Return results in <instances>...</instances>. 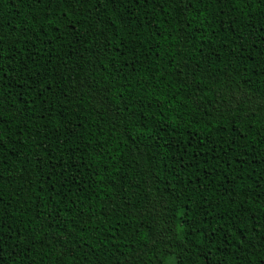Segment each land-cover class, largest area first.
I'll return each mask as SVG.
<instances>
[{"label": "trees", "instance_id": "1", "mask_svg": "<svg viewBox=\"0 0 264 264\" xmlns=\"http://www.w3.org/2000/svg\"><path fill=\"white\" fill-rule=\"evenodd\" d=\"M0 264H264V0H0Z\"/></svg>", "mask_w": 264, "mask_h": 264}]
</instances>
